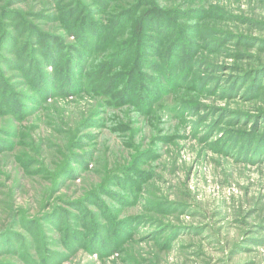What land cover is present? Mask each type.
Returning <instances> with one entry per match:
<instances>
[{"label": "rangeland", "instance_id": "rangeland-1", "mask_svg": "<svg viewBox=\"0 0 264 264\" xmlns=\"http://www.w3.org/2000/svg\"><path fill=\"white\" fill-rule=\"evenodd\" d=\"M0 264H264V0H0Z\"/></svg>", "mask_w": 264, "mask_h": 264}]
</instances>
